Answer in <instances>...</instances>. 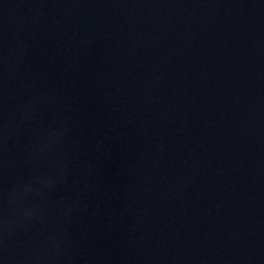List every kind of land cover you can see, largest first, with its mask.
Masks as SVG:
<instances>
[{
  "label": "water",
  "instance_id": "1",
  "mask_svg": "<svg viewBox=\"0 0 264 264\" xmlns=\"http://www.w3.org/2000/svg\"><path fill=\"white\" fill-rule=\"evenodd\" d=\"M0 264H264V0H0Z\"/></svg>",
  "mask_w": 264,
  "mask_h": 264
}]
</instances>
